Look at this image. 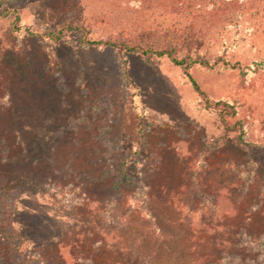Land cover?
Returning <instances> with one entry per match:
<instances>
[{
	"label": "rangeland",
	"instance_id": "rangeland-1",
	"mask_svg": "<svg viewBox=\"0 0 264 264\" xmlns=\"http://www.w3.org/2000/svg\"><path fill=\"white\" fill-rule=\"evenodd\" d=\"M0 1L34 32L64 21L103 40L137 38L153 25L182 36L205 29L199 52L221 60L191 74L212 100L233 104L232 123L242 125L226 132L167 57L125 52V74L116 48L85 44L80 30L41 40L0 18L7 239L8 155L22 161L9 195L16 238H0V264H34L40 254L45 264H153L131 222L145 205L164 223L178 221L168 226L173 256L154 264H264V0ZM137 118L142 142L132 134Z\"/></svg>",
	"mask_w": 264,
	"mask_h": 264
},
{
	"label": "trees",
	"instance_id": "trees-1",
	"mask_svg": "<svg viewBox=\"0 0 264 264\" xmlns=\"http://www.w3.org/2000/svg\"><path fill=\"white\" fill-rule=\"evenodd\" d=\"M178 1V0H177ZM160 2H154L155 8L158 6L160 8ZM0 18H6L11 21L14 30L21 31L26 30L32 34H35L41 40H61L67 33L80 30L82 33L83 42L88 45H101L107 44L118 50V53L122 55V60L124 63V73L127 74L126 59L123 54L125 52H135L141 51L145 56L153 54L157 57H167L174 64L180 66L183 73L189 78L194 90L197 92L200 100V104L203 108L209 111H215L218 114L220 122L222 123L224 130L226 132H237L242 130V125L236 126V122L232 123V119L237 114V110L233 104L229 103L227 100H212L207 92L201 87L199 82L192 76L191 69L194 66H199L207 69L214 68L221 59L211 62L206 59L204 55L199 52L200 46L203 45V40L205 37V29L199 32H194L190 34V31H186L187 35L182 36L184 30L178 29V27L169 25H153L141 30L135 36L137 38H125L122 40L116 39H92L89 36V32L83 26L76 23H71L64 21L58 26L45 27L42 31L34 32L28 26L21 24V17L19 11L10 6L6 5L3 1H0ZM203 34V36H200ZM227 64V61H225ZM141 116V115H139ZM142 117V116H141ZM139 121L137 124L132 123V134L137 142H142L146 134L144 131V126L142 118H137ZM240 142H245L242 136V132L238 134ZM22 163V161L17 160L13 155H8V239L5 237L4 232L0 233V238L5 241L4 244L9 245L11 242H15L14 225H13V205L10 201L12 199L9 197L11 193L17 192L18 186L13 183L14 178H12L13 170L16 169L17 165ZM8 175V176H9ZM7 191V190H6ZM149 204V203H148ZM145 210L141 212V215L137 219H132L131 222L137 224L140 227V240H143L145 248L143 249V258L146 259L147 263L150 261L154 264L158 259L162 258L166 253L173 256L175 251L172 243L174 234L171 232L172 229L168 228L169 224L175 226L178 221H167L163 222V214L160 213L157 207H149L145 205ZM170 227V226H169ZM13 235V236H11ZM9 250V247H8ZM39 258H34L32 263L34 264H45L43 256L40 254ZM184 258V257H183ZM183 264H197L198 261L192 262L188 258L183 259ZM51 264H55L54 262Z\"/></svg>",
	"mask_w": 264,
	"mask_h": 264
}]
</instances>
